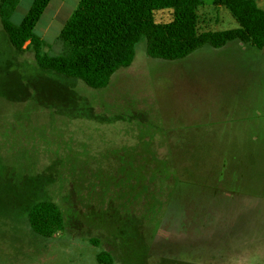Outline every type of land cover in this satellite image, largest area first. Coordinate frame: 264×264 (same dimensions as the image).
<instances>
[{
  "label": "rangeland",
  "instance_id": "rangeland-1",
  "mask_svg": "<svg viewBox=\"0 0 264 264\" xmlns=\"http://www.w3.org/2000/svg\"><path fill=\"white\" fill-rule=\"evenodd\" d=\"M204 2L199 32L237 29ZM52 10L34 34L56 56L66 17ZM78 82L40 71L0 26V264H264V48L165 62L142 39L106 88ZM38 202L64 219L49 240L28 225Z\"/></svg>",
  "mask_w": 264,
  "mask_h": 264
},
{
  "label": "trees",
  "instance_id": "trees-1",
  "mask_svg": "<svg viewBox=\"0 0 264 264\" xmlns=\"http://www.w3.org/2000/svg\"><path fill=\"white\" fill-rule=\"evenodd\" d=\"M49 1L33 0L14 26L9 17L17 0H0L1 32L17 53L30 51L40 71L77 80L90 90L106 88L117 70L129 67L142 39L146 56L165 62L185 59L204 46L219 50L239 43L257 51L264 48V12L254 0L214 1V6L230 12L237 24V29L223 32L198 31L200 0H79L57 36L61 52L49 56L42 53L49 47L34 34ZM27 221L31 231L45 240L64 229L62 213L51 202L32 205ZM96 261L112 263L105 253L98 254Z\"/></svg>",
  "mask_w": 264,
  "mask_h": 264
},
{
  "label": "crops",
  "instance_id": "crops-1",
  "mask_svg": "<svg viewBox=\"0 0 264 264\" xmlns=\"http://www.w3.org/2000/svg\"><path fill=\"white\" fill-rule=\"evenodd\" d=\"M78 1L79 0H50L47 8L53 7V10H52L53 12L50 13V15H51L50 17H53L51 22L54 23L55 21H57V19H59V17H66L65 19L67 20L69 18V14L67 12L68 5L69 4H72L73 6L77 5ZM200 1L202 3H205L204 0H200ZM212 1L214 2V0H212ZM254 1L256 2L257 7L261 11L264 12V0H254ZM47 8L44 11H46ZM66 20H65V22H66Z\"/></svg>",
  "mask_w": 264,
  "mask_h": 264
},
{
  "label": "flooded vegetation",
  "instance_id": "flooded-vegetation-1",
  "mask_svg": "<svg viewBox=\"0 0 264 264\" xmlns=\"http://www.w3.org/2000/svg\"><path fill=\"white\" fill-rule=\"evenodd\" d=\"M107 255V254H106ZM110 257V256H109Z\"/></svg>",
  "mask_w": 264,
  "mask_h": 264
}]
</instances>
